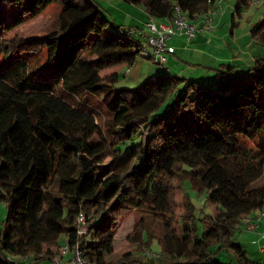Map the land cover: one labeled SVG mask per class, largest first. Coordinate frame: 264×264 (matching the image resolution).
Returning <instances> with one entry per match:
<instances>
[{
	"label": "trees",
	"instance_id": "obj_1",
	"mask_svg": "<svg viewBox=\"0 0 264 264\" xmlns=\"http://www.w3.org/2000/svg\"><path fill=\"white\" fill-rule=\"evenodd\" d=\"M126 1L166 19L175 5L194 18L216 0ZM252 1L241 0L238 13ZM58 2L55 29L4 38ZM0 4L10 13L8 19L0 8V201L7 206L0 264L52 263L66 240L91 264H211L212 248L241 264H264L233 239L236 226L264 208V53L239 75L231 65L216 70V86L161 73L139 90H116L142 44L123 27L109 31L93 0ZM251 35L264 50V17ZM59 84L107 98L106 133L91 111L59 96ZM177 177L216 206L202 233L192 204L183 233L174 229ZM131 211L137 220L129 248L117 252L116 225ZM156 222L166 229L161 254L142 256L156 238Z\"/></svg>",
	"mask_w": 264,
	"mask_h": 264
},
{
	"label": "rangeland",
	"instance_id": "obj_2",
	"mask_svg": "<svg viewBox=\"0 0 264 264\" xmlns=\"http://www.w3.org/2000/svg\"><path fill=\"white\" fill-rule=\"evenodd\" d=\"M96 5L100 8L101 12L104 16L109 20V27L108 30H112L119 25H122L128 29L139 30L142 31L143 29L146 30V25L143 24L142 30L141 27L138 25L142 24L144 20L147 18V13L145 6L143 4L135 5L126 0H93ZM223 2L230 3V10L227 12V17L229 20L228 27H231L233 16L236 17V21L239 22L238 25V34L240 38L242 37V41L248 39L252 41L251 35V27L252 25L262 19L264 17V0H254L249 3L248 6H244L242 8V13H238L237 11V3L239 0H222L221 4L217 2L214 4L215 6H221ZM226 4V3H224ZM225 7V6H224ZM0 8L4 13V16L10 19V13L8 8L5 4H0ZM224 10V9H222ZM226 10V7H225ZM224 10V12H225ZM61 12V4L54 3L48 6L44 11L39 13L36 17L32 18L31 20L27 21L25 24L17 27L13 30L10 34L5 35L4 38H11L14 36H22L26 37L36 31L39 30H51L55 29L58 26V19ZM150 17V16H149ZM148 17V19H149ZM147 19V20H148ZM221 20V19H220ZM147 22V21H146ZM145 22V23H146ZM229 27V28H230ZM228 28V29H229ZM248 50V49H247ZM256 50H262V48L257 45L255 46L254 54H257ZM248 53V52H247ZM1 57V55H0ZM36 56L34 59H37ZM152 62V61H151ZM201 68V67H199ZM219 68H215L214 70L208 69H197L194 67L193 72L197 70L194 78H186L187 81H195L198 83H205L212 86H216L218 81L216 77V70ZM125 71L121 73L120 81L115 84L116 90L121 89H130V90H139L140 86L144 83V81H140L138 83L136 81L129 82L127 76L124 75ZM201 73V75H200ZM156 77V76H155ZM184 78V76H180ZM57 93L60 97L68 101L74 106H78L84 109L91 111L96 118V121L102 128L104 133L107 132L109 128V123L112 118L111 113L107 110V98L99 97L93 95L89 92L81 93V92H71L66 90L62 87L61 84L57 86ZM164 111V107L161 109V112ZM264 140V133L262 135ZM138 142V140H134ZM134 141L130 142V145L134 144ZM259 143V140L251 141L250 145L255 146ZM111 159L107 161L109 163ZM191 202H190V201ZM174 201L176 205V217L174 223V229L177 231L178 234H182V218L187 219L188 215L191 211V204L195 207L194 215L196 218V223L203 232L205 229V219L208 216H215L217 210L215 209V205L212 204L209 200L207 193H199L198 191L191 188L190 182H185L181 177H177L174 181ZM7 216V206L5 202L0 201V228L3 226V222ZM137 220V214L135 211H131L126 214L123 218H121L115 228L114 233V241L113 244L115 248L118 250H127L129 248L128 244H125L127 237L132 233L135 223ZM247 224L242 221L240 224L236 226L234 229L233 239L236 243L243 246L244 250L248 248V241L250 239L249 231L246 229ZM153 235L156 237L151 247L141 249L139 254L144 256L146 255V251L154 252L155 254H161V244L159 243V238H163L166 232L164 223L156 222L152 228ZM66 236L63 234L60 237V241H64ZM150 239L149 233L145 234V240L148 241ZM259 245H250V249L255 250V248H264V241L258 243ZM214 255L211 260V264H241L237 260V258L230 254L229 251L226 249L216 251L215 248ZM143 250V251H142ZM258 250V249H257ZM122 252V251H121ZM259 251L252 252L249 250V257L254 261H264V253H258ZM61 257V249L57 250V255L54 259ZM39 264H49L50 262L47 260L39 261Z\"/></svg>",
	"mask_w": 264,
	"mask_h": 264
},
{
	"label": "crops",
	"instance_id": "obj_3",
	"mask_svg": "<svg viewBox=\"0 0 264 264\" xmlns=\"http://www.w3.org/2000/svg\"><path fill=\"white\" fill-rule=\"evenodd\" d=\"M214 4L215 3L209 5L207 9L208 12L214 9H221L220 15L214 20V24H216L214 29H210L205 33H198L196 37L192 39H188L184 35L173 36L169 40V44L175 47V51L166 54L167 62L164 64L140 53L135 64L124 70V75L127 76L128 79H131L129 82L133 80L141 83L161 73H168L171 76H184L185 79L194 78L193 76H195L197 72V70L193 72L194 67H197L199 70L206 68L215 71V68L231 65L236 68L235 75H239L246 71L247 68L253 66L255 57L262 55L264 50H256L257 54L255 55V51L253 50L258 44H256L254 40L251 41L246 39L242 41V37L240 38L238 34L239 22L236 21L235 16H233L231 27H228L227 20L229 19H226V15L231 8L230 3L223 2L222 7L215 6ZM237 4L238 9L241 0H239ZM222 9H224L225 12ZM146 13L147 18L142 24L138 25L141 29L150 16L147 11ZM204 24L205 21L203 20L201 25ZM119 26L124 27L122 25ZM135 37L142 45H147L146 30L143 29L138 35H135ZM127 69H129L128 72H126ZM257 213L258 212L254 213L252 216H255ZM246 229L249 231L250 236L246 251L249 252V250H251L254 252L256 250L259 251L258 253H264L263 247L255 248V250L250 249V245L257 246L259 245L258 243L264 241V224L261 223L255 230L249 229L248 226H246Z\"/></svg>",
	"mask_w": 264,
	"mask_h": 264
},
{
	"label": "built area",
	"instance_id": "obj_4",
	"mask_svg": "<svg viewBox=\"0 0 264 264\" xmlns=\"http://www.w3.org/2000/svg\"><path fill=\"white\" fill-rule=\"evenodd\" d=\"M217 0L214 2L216 3ZM221 4L222 0H218ZM221 9H214L210 12H203L194 18H190L183 12L180 6H174V13L170 18L162 19L156 16H150L146 25V37L147 45H142V53L145 56L154 58L158 62L164 64L167 62V53H173L175 47L169 44V40L175 35H184L188 39L196 37L198 33H205L210 29H214L216 24L214 20L220 15ZM205 21L204 25H201L202 21ZM142 30V29H141ZM128 39H134L135 35L140 33L139 30H133L128 28H121L119 30ZM127 69L126 72H128ZM244 222L248 228L255 230L258 226L264 224V208L255 216H247L244 218ZM79 233L84 234L89 230L86 215L81 212L78 216ZM61 249V257L52 260L51 264H91L85 260L81 255V250L78 247L71 248L69 242L66 240ZM146 255L151 257H158L159 254L146 251Z\"/></svg>",
	"mask_w": 264,
	"mask_h": 264
}]
</instances>
